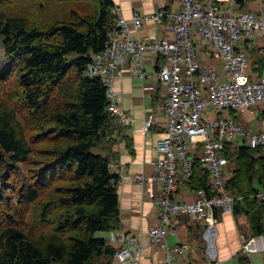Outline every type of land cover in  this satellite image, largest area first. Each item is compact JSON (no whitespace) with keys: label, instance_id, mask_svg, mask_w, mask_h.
<instances>
[{"label":"trees","instance_id":"1","mask_svg":"<svg viewBox=\"0 0 264 264\" xmlns=\"http://www.w3.org/2000/svg\"><path fill=\"white\" fill-rule=\"evenodd\" d=\"M91 1L84 13L43 22L11 15L0 0L8 60L0 84L9 77L19 90L13 98L0 89V264H111L115 257L101 233L120 229L110 133L118 123L104 81L87 69L91 54L105 49L116 14L111 0ZM225 154L235 165L227 189L244 197L234 213L262 235L264 201L251 196L260 192L255 182L264 190V150L229 144ZM186 182L209 189L200 158Z\"/></svg>","mask_w":264,"mask_h":264},{"label":"built area","instance_id":"2","mask_svg":"<svg viewBox=\"0 0 264 264\" xmlns=\"http://www.w3.org/2000/svg\"><path fill=\"white\" fill-rule=\"evenodd\" d=\"M179 1V10L135 14L129 20L114 7L116 28L108 34L105 49L91 54L87 69L89 77L104 81L111 116L118 124L131 126L134 116L121 108L112 78L128 58L132 74L142 79L151 76L144 68L147 53L165 60L156 72L163 98L146 111L144 123L146 131L154 125L163 127L151 180L164 188L155 201L159 222L150 228L149 237L154 246L164 249L169 264L190 248L187 243H168V236L177 233L170 223L173 218L191 216L214 229L217 213L233 214L236 202L244 199L227 189L232 176L225 154L228 145L239 136L244 143L238 147L264 150V126L258 130L246 128L234 115L243 107L254 109L257 119L264 115V107L260 108L264 103V74L256 71L245 51L246 47L255 48L259 35L264 37V10L237 12L229 0ZM147 22L161 26L165 36L147 40L133 36V31ZM258 54L264 56V45L258 48ZM196 157L209 172V189L196 190L194 201L179 199L175 195L179 183L191 179ZM123 168H119L120 176ZM132 178L137 182L146 180L143 175ZM251 197L264 201V191ZM109 242L116 248L119 264H140L139 235L114 230Z\"/></svg>","mask_w":264,"mask_h":264},{"label":"crops","instance_id":"3","mask_svg":"<svg viewBox=\"0 0 264 264\" xmlns=\"http://www.w3.org/2000/svg\"><path fill=\"white\" fill-rule=\"evenodd\" d=\"M122 16L132 19L135 14L148 15L161 9L176 11L180 9L179 0H111ZM236 11L264 10V0H229ZM161 26L147 22L142 29L133 31V36L147 40L152 37H164ZM264 45V37L259 35L254 41L255 48L246 47L245 51L252 59L259 74H264V56L258 54V48ZM160 58L154 53H147L144 60L145 70L150 77L142 79L132 74V61L126 59L112 78L111 84L121 108L134 116L131 126L113 125L110 133L114 138L112 159L116 161L111 168L119 176L118 194L120 200L121 232H132L140 236L142 250L139 255L140 264H169L163 248L154 246L149 237V230L159 222V207L156 198L163 190L161 183L152 182L155 174L154 161L159 158L157 143L162 138L161 125H154L145 130V113L162 100V89L156 76ZM251 108L243 107L242 110ZM255 128L264 126V115L255 117ZM234 113V112H233ZM243 123L251 119L245 112L237 116ZM160 118L163 114H159ZM123 166V175H119ZM235 168V166H234ZM143 175L144 182L134 181L132 177ZM260 191L261 187L255 182ZM264 189V188H262ZM176 197L186 201L197 198L196 190H192L186 181H180ZM218 222L214 229L208 223L191 216H177L171 220L176 234L168 236L171 245L187 243L186 255L176 258L171 264H264V234L257 235L244 214L217 213ZM110 233H103L109 237ZM245 245H249L248 248ZM111 264H119L113 259Z\"/></svg>","mask_w":264,"mask_h":264},{"label":"rangeland","instance_id":"4","mask_svg":"<svg viewBox=\"0 0 264 264\" xmlns=\"http://www.w3.org/2000/svg\"><path fill=\"white\" fill-rule=\"evenodd\" d=\"M91 0H8L7 3L3 5V9L6 12H9L11 15H15L16 13H21L27 15L29 18L33 20H43V22H59L62 20H66L72 17V12L76 10L83 11L89 6H93ZM39 6V7H38ZM75 13V14H76ZM8 68V60L5 52V48L3 45V39L0 37V72L3 70V73ZM4 77V76H3ZM15 79V78H14ZM12 78L6 77L2 79L0 84V89L3 95L6 97L8 94L14 96L19 93V90L16 88V82H11ZM20 105V102L17 101L16 106ZM21 106V105H20ZM264 107V103L260 105V108ZM243 108H239L236 111L237 116H242L243 112H245L251 119L245 122V127L252 129L255 128L254 123V113L250 109L249 110H242ZM227 113H224V115ZM252 126V127H251ZM244 140L242 137H236L233 141L234 147H238L239 144H243ZM235 157V155H233ZM234 164H231V169H234ZM232 177V176H231ZM27 214V213H25ZM30 213L28 214L27 218L29 220ZM21 218L24 222H27V219L21 214ZM107 234V233H105ZM103 235V233H101ZM110 237V235H109ZM109 237H107L109 239Z\"/></svg>","mask_w":264,"mask_h":264}]
</instances>
